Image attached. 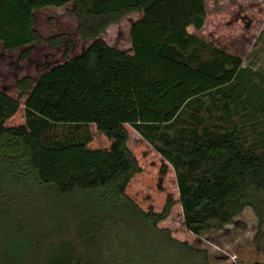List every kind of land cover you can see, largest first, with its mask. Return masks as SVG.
I'll return each instance as SVG.
<instances>
[{"label":"trees","instance_id":"16d2710c","mask_svg":"<svg viewBox=\"0 0 264 264\" xmlns=\"http://www.w3.org/2000/svg\"><path fill=\"white\" fill-rule=\"evenodd\" d=\"M68 4L88 46L67 57L68 38L62 62L16 80L18 97L0 88V163L10 173L5 190L18 194L10 195L17 214L6 212L16 225L6 231L0 264H98L104 231L128 222L188 249L190 236L231 222L246 206L264 223V152L247 145L230 119L241 110L264 116V86L251 78L264 82V74L200 34L206 0H0L2 47L20 49L19 60L36 42L58 47L64 34L41 35L35 12ZM133 14L129 45L109 44L105 29ZM206 94L217 100L226 131L188 138L162 127ZM56 123L91 132L45 140ZM176 215L180 230L166 224Z\"/></svg>","mask_w":264,"mask_h":264},{"label":"rangeland","instance_id":"374dc122","mask_svg":"<svg viewBox=\"0 0 264 264\" xmlns=\"http://www.w3.org/2000/svg\"><path fill=\"white\" fill-rule=\"evenodd\" d=\"M206 7L207 19L200 34L242 57V66L264 74V0H206ZM134 17L133 14L108 26L102 34L105 40L121 48L127 47V28ZM76 25V16L71 13L69 4L62 8L36 11L35 28L44 37L63 33L62 43L58 47H51L46 41L36 42L31 56L19 60L20 49L5 50L0 42V88L18 97L16 80L26 74L37 78L46 68L62 62L66 58L65 43L70 37L74 44L67 57L82 52L90 41L80 39ZM251 78L259 86H264L257 74L252 73ZM20 100L23 102L24 96ZM230 119L233 120L232 125L246 135L245 143L256 146L263 153L262 113L248 116L241 110ZM170 126L166 128L162 125L171 136L182 134L189 138L194 137V133L205 134V137L222 133L228 129L229 123L222 116L217 100L206 94L183 107ZM90 132L91 127L87 124L56 123L49 125L42 135L47 141L79 140ZM8 172V168L0 163V260L3 257L1 249L8 248L10 236L6 231L12 232L16 225L9 220L7 213L17 214L15 206L9 203L13 192L5 190L11 180ZM166 187L171 188L169 180ZM177 215L166 224L180 230ZM18 217L24 219L21 215ZM135 224L138 222H128L126 226L112 225L104 231V237L101 236L104 247H101L98 264H264V223L259 222L251 206H246L231 222L221 227H212L190 236L192 249L179 245L165 233L147 225ZM31 231L25 225L23 232ZM177 232L183 235L182 229Z\"/></svg>","mask_w":264,"mask_h":264}]
</instances>
